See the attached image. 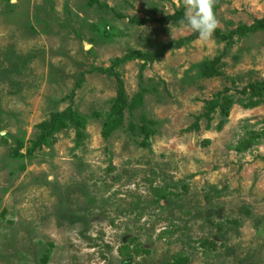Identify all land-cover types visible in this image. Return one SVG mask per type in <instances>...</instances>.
Returning <instances> with one entry per match:
<instances>
[{
  "label": "rangeland",
  "instance_id": "obj_1",
  "mask_svg": "<svg viewBox=\"0 0 264 264\" xmlns=\"http://www.w3.org/2000/svg\"><path fill=\"white\" fill-rule=\"evenodd\" d=\"M214 11L0 0V264H264V0Z\"/></svg>",
  "mask_w": 264,
  "mask_h": 264
},
{
  "label": "clouds",
  "instance_id": "obj_2",
  "mask_svg": "<svg viewBox=\"0 0 264 264\" xmlns=\"http://www.w3.org/2000/svg\"><path fill=\"white\" fill-rule=\"evenodd\" d=\"M214 7L215 0H185L184 18L180 23L197 34L201 43L211 42L219 27Z\"/></svg>",
  "mask_w": 264,
  "mask_h": 264
},
{
  "label": "trees",
  "instance_id": "obj_3",
  "mask_svg": "<svg viewBox=\"0 0 264 264\" xmlns=\"http://www.w3.org/2000/svg\"><path fill=\"white\" fill-rule=\"evenodd\" d=\"M261 103H264V99H262L261 101H258V102H254L253 103V105L254 106H257V105H259V104H261ZM73 118H75L74 120V122H75V124L77 123L78 124V122L80 121V120H78V116H76V115H73Z\"/></svg>",
  "mask_w": 264,
  "mask_h": 264
}]
</instances>
